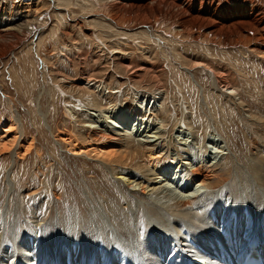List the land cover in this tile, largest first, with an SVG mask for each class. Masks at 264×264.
Instances as JSON below:
<instances>
[{
    "label": "bare ground",
    "instance_id": "6f19581e",
    "mask_svg": "<svg viewBox=\"0 0 264 264\" xmlns=\"http://www.w3.org/2000/svg\"><path fill=\"white\" fill-rule=\"evenodd\" d=\"M41 1L43 0H0V12L6 10V15L13 19L26 18L27 21L31 19L30 25L34 30L32 32L29 28L25 29V33L29 32L27 36V33L22 34L24 29L20 31V28H23V25L19 24L16 30L21 33L9 34L12 28L5 27L4 24L0 26V48L3 52L11 49L22 36L28 41L39 38L41 25L37 22H40L38 18L42 13L39 10ZM106 3L108 8L105 9L110 8L115 12L114 16H109L110 21L119 29L118 36H123L125 39L131 36L135 37L131 38L135 40L137 35L145 36L147 32L152 39L160 41L159 34L156 33L162 31L166 35L170 34L172 38L170 41L175 40L176 44L178 43L176 40H180L181 37H188L191 41L202 39L224 47L227 45L243 47L264 59V16L261 11L259 12L260 8L256 7V11L243 0H237V5L233 9L229 7V0H111ZM249 3L252 1L250 0ZM22 9H26L25 16L19 18ZM11 13L13 14L10 15ZM107 13L106 11L105 14ZM216 16L222 17L217 20ZM95 18L97 17L94 16L90 21L95 23ZM131 19H138L140 22L130 23ZM151 30L154 31L153 34L149 32ZM4 35L13 39H5ZM148 41L151 39H147ZM138 42L141 44L140 41ZM140 44L137 46L146 52L149 51L148 46L143 47ZM199 62L196 66L204 65ZM182 68L192 75L191 68ZM212 78L217 77L213 74ZM90 79L81 80L85 84L83 85L85 93L90 92L95 96V92L99 91L103 94L107 90V87L103 86L105 81L99 83ZM60 80L57 81L61 82ZM213 82L220 91L223 90L221 88L224 85ZM76 86L68 87L71 91L76 89ZM83 86H77L79 91L74 90L77 95L85 94L80 91V87ZM100 86L103 87L102 90L99 89ZM63 89L64 93L72 95L70 91ZM233 90L232 87L226 86L223 93L231 96ZM107 91L106 94L109 96L113 94V91ZM163 95L165 93L162 90H153L148 95L139 94L130 103L119 104L115 110L112 108L102 112L106 123L119 124L111 126L112 128L108 126L105 130L101 128L97 132L100 136L108 138L107 143L100 142L95 146L91 145L89 149L78 145L69 147L68 144L65 145L66 148H62L58 144L61 150L72 152L73 155H83L104 163L106 172L111 175L113 184L117 187L115 189L123 194L118 195L122 206L116 207V211L112 209L110 202L99 200L96 205L92 204L91 221L89 220L88 223L80 222L78 214L73 215L70 212L68 224H65L57 214V222L50 223L49 228L40 223L42 229L31 230L18 236L17 222L10 219L13 211L7 201L0 222V264H241L249 253L252 261L264 264L263 135L258 136L260 141L249 155L245 156V161L237 164L241 157L229 148L227 139L225 140L218 132V128L212 124L211 132L221 138L223 143L220 145L213 141L214 138L210 139V142L216 146L214 152L218 153L219 157L216 161L210 159L206 162L207 153L211 152H208L204 140L196 136L194 128L190 140L186 137L176 141L177 137L176 139L173 137L174 140L170 139V142L162 143L163 127L156 130L158 126L155 127V124L161 125L165 120L163 115L166 114L158 110ZM2 96L11 100L6 94ZM40 97L41 95H38L37 98ZM237 97L240 98L238 94ZM87 98L88 100L84 102L86 107L84 106L83 109L94 116L95 111L98 110L92 109L89 105L96 107L98 102L92 97L87 96ZM77 99L82 102L80 98ZM37 111L45 127L49 128L44 120L46 112L41 111L39 107ZM251 115L253 113L248 110L241 119L247 122V126L254 127L258 122L248 120L247 117ZM188 120L189 126L190 123L193 125L190 118ZM13 122L16 127L22 129L19 117H14ZM11 127L4 128V135L1 136L11 133ZM90 127L97 128V125ZM259 127L264 131V127ZM54 140L57 142L56 138ZM17 142L19 143V141L15 143ZM18 143L0 146L2 149L0 151L10 152L11 168L15 164L18 149L21 148ZM191 148L198 151L193 153L195 157L193 161L189 156H184ZM88 150L92 151L91 156H88ZM171 151L173 154H170ZM11 168L5 174V184L7 188L9 187V192L15 186ZM227 179L225 186L214 190L215 186ZM137 190L140 197L134 195ZM130 194L135 198L130 199ZM143 196H146L144 198L148 202L144 216L140 213ZM148 196H152L153 199ZM87 197L90 199L88 195ZM123 203L127 208L123 207ZM61 222L63 225H60ZM132 222H136V229ZM8 229L11 231V236H6ZM74 238L80 241L76 242Z\"/></svg>",
    "mask_w": 264,
    "mask_h": 264
},
{
    "label": "rangeland",
    "instance_id": "374dc122",
    "mask_svg": "<svg viewBox=\"0 0 264 264\" xmlns=\"http://www.w3.org/2000/svg\"><path fill=\"white\" fill-rule=\"evenodd\" d=\"M106 1L111 2V0H43L39 9L42 12L38 18L40 22H37L41 25L39 38L28 41L22 36L21 40L6 52L0 48V72L3 76L0 77V136L4 135V128L12 126L10 135L0 137V146L19 141L17 143L21 147L20 150L18 149L19 153L12 168L10 152L0 151V222L8 201L13 211L10 219L17 222L18 236L31 230L42 229L40 223L49 228L50 223L57 222V214L65 224H68L70 212L73 215L77 213L80 222L88 223L91 219L92 204L96 205L99 200L110 202L112 209L116 211V207L122 206L118 195L123 194L115 189L114 181L106 172L104 163L83 155H73L72 152L61 150L58 144L62 148L78 145V147L84 146L83 148L89 149L91 145L107 143L108 138L100 136L97 132L101 128L105 130L108 126L119 124L106 123L102 112L112 108L115 110L119 104L130 103L139 94L148 95L153 90H162L165 93L159 101L158 109L166 114L161 113L165 116V120L161 122V125L159 124L160 126L155 124V127L158 126L156 130L163 127L162 143L170 142V139L172 141L176 137V141L186 137L192 138L191 134L195 129L196 136L204 140L208 152H211L207 153L206 162L210 159L216 161L219 157V154L214 152L216 146L210 142V139L214 138L213 141L220 145L223 143L221 138L211 132L212 124L218 128V132L224 136V139H227L229 148L241 157L237 164L244 162L245 156L257 146L260 141L258 136L264 137V131L259 127H264V59L243 47L235 45L224 47V45L209 43L202 39L191 41L188 37H181V41L176 40L178 42L176 44L175 40L170 41L172 39L170 34L166 35L162 31L156 33L159 34L160 41L152 39L147 32L145 36L137 35L135 40L131 39L135 38L131 36L125 39L123 36H118L119 29L110 21V17L114 16L115 12L110 8L105 9L108 8ZM229 1L231 9L236 7L237 0ZM243 1L251 8H260L259 12L261 11L264 16V0H251L252 3H249L250 0ZM55 6L62 8L57 9ZM8 10L12 12L10 8ZM106 11L109 15L105 14ZM5 12L6 10L0 12V26L4 24L5 27L12 28L9 34H19L24 29L23 34L27 28L34 31L30 25L31 19L30 21L26 18L13 19ZM13 13L15 14V11ZM25 13L26 9H22L19 18L24 17ZM223 13L225 14V12H219V14ZM1 16L4 17L1 18ZM94 16L97 18L95 23H92L90 20ZM221 17L216 16L215 19L219 20ZM131 20L130 23L140 22L138 19ZM19 24L23 25L20 31L16 30ZM26 24H29L28 27ZM149 32L154 33L153 30ZM4 36L5 39H13L10 36ZM147 39L151 41L147 42ZM20 43L24 44V48L19 57L17 55L21 52L16 54L13 51L19 49ZM137 44L143 47L148 46L150 52L144 51ZM10 53L12 58L3 67L4 57ZM199 61L204 65L196 66ZM182 67L191 68L189 71L192 75H189ZM213 74L217 78H212ZM10 76L11 79H9ZM83 79L99 83L105 81L103 86L113 91V94L109 96L106 94L107 90L103 94L95 90L93 91L95 96L90 92L85 93ZM212 81L224 85L221 90H224L226 86L232 87L233 94L227 96ZM70 85H82L80 91L85 94L78 93V96L74 90L79 91V87L76 86V89L70 91L68 87ZM62 87L70 91L72 95L64 93ZM102 88L100 86L99 89L102 90ZM234 93H237L240 98ZM2 94L8 95L11 100L5 99ZM38 95L41 97L37 98ZM87 96L98 102L96 107L89 105L92 109L98 110L95 111L94 116L83 109L84 102L88 100ZM72 97L80 98L83 103ZM203 98L204 101L206 99L205 102L202 101ZM38 107L46 112L44 120L50 129L45 127L42 117L38 114ZM248 110L254 116L251 115L247 119L255 120L254 122H258V125L247 126V122L241 119ZM14 117H19L22 129L14 125ZM188 118L194 126L191 123V127L189 126ZM96 125L97 128L91 129L90 126ZM115 129L118 130V128ZM255 131L258 134L254 133ZM14 136L19 138L14 139ZM88 151V156H91L92 151ZM194 152L198 153L191 148L184 156H189L193 161ZM170 154H173V151ZM10 168L12 180L15 182L11 192L5 184V174ZM227 182L228 179L222 182L223 185L220 184L213 189L216 191ZM134 195L140 197L138 190ZM134 195L130 194V199H134ZM144 197L146 196H143L141 201L143 206L140 210L142 216L148 205ZM148 198L153 199L152 196ZM123 207L127 208L125 203ZM63 222L60 225H63ZM9 235L11 236V231L8 229L6 236ZM74 241L80 240L74 238Z\"/></svg>",
    "mask_w": 264,
    "mask_h": 264
},
{
    "label": "built area",
    "instance_id": "2783aa9c",
    "mask_svg": "<svg viewBox=\"0 0 264 264\" xmlns=\"http://www.w3.org/2000/svg\"><path fill=\"white\" fill-rule=\"evenodd\" d=\"M40 19H41V18H40ZM23 48H24V44H23V45H20V46H19V49H18V50L15 49L13 52H16V54H18L19 52H21V51L23 50ZM22 53H23V52H21V53H20L19 55H17V56L20 57ZM11 58H12L11 53L4 57V65H3V67H5V65L8 63V61L11 60ZM1 64H3V62H2ZM2 71H4V70H2ZM0 77H3V76L1 75V72H0ZM7 79H8V76H7Z\"/></svg>",
    "mask_w": 264,
    "mask_h": 264
}]
</instances>
